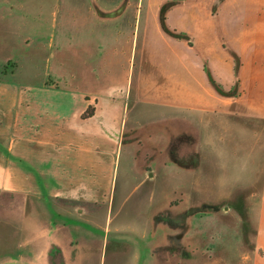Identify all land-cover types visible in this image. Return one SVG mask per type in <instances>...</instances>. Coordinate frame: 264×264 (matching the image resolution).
<instances>
[{"label": "crops", "instance_id": "0c3cea01", "mask_svg": "<svg viewBox=\"0 0 264 264\" xmlns=\"http://www.w3.org/2000/svg\"><path fill=\"white\" fill-rule=\"evenodd\" d=\"M12 1L0 4V16L19 21L20 9L8 4ZM158 1L139 8L137 101L199 116L204 135L243 128L245 135L264 140V129L258 126L264 122V0ZM96 24L97 41L100 34H114L116 20ZM5 90L0 85V111L9 108L14 135L5 170L19 217L16 223L11 218V247L0 244V251L11 252V264H105L109 235L120 233L107 229L106 207L99 204L109 203L108 171L116 165L124 136L125 94L79 82H36L13 88L10 100L4 101ZM89 106L93 113L82 117ZM203 153L207 162L205 149ZM256 203L248 256L250 264H264V166ZM150 225L127 233L128 248L113 244L111 264H195L193 221L181 228L168 217L156 225L152 218Z\"/></svg>", "mask_w": 264, "mask_h": 264}, {"label": "rangeland", "instance_id": "374dc122", "mask_svg": "<svg viewBox=\"0 0 264 264\" xmlns=\"http://www.w3.org/2000/svg\"><path fill=\"white\" fill-rule=\"evenodd\" d=\"M3 2L6 0H0V4ZM147 2L8 3L20 10L19 21L0 16V85L7 88L1 97L10 100L13 88H26L36 82L52 86L79 82L92 89L107 86L115 93L125 94L128 110L123 115L124 136L118 146L116 165L108 171L112 178L109 203L99 204L106 207L103 213L106 210V221L109 218L107 229L118 228L120 233L113 236L118 240L115 243L109 235L110 242L103 251L105 264L115 259L113 244L120 250L128 248V234L150 229L152 218L156 225L167 217L173 226L181 228L193 221L195 264H250L256 201L263 180L264 140L257 135H245L243 128L223 130V135H204L199 116L137 101L134 93L140 52L137 31L142 20L139 15L143 16L139 8ZM110 8L112 11H106ZM107 19L116 20L114 34L108 37L100 34L97 41L96 22ZM99 32L102 33L101 28ZM82 72L87 74L83 79ZM107 72L109 75H105ZM91 110L89 106L82 117H87ZM7 115L9 108L1 109L0 163L4 171L0 172V244L6 250L11 247V231L15 229L11 228V218L16 223L19 217L18 207L12 205L10 172L5 170L11 164L14 137ZM258 126L264 129V122H258ZM136 239L139 243V238ZM11 256L10 251H0V264H11Z\"/></svg>", "mask_w": 264, "mask_h": 264}, {"label": "trees", "instance_id": "16d2710c", "mask_svg": "<svg viewBox=\"0 0 264 264\" xmlns=\"http://www.w3.org/2000/svg\"><path fill=\"white\" fill-rule=\"evenodd\" d=\"M92 113H93V110H91L90 113H86V114H87V116H90ZM84 117H85V116H84Z\"/></svg>", "mask_w": 264, "mask_h": 264}]
</instances>
